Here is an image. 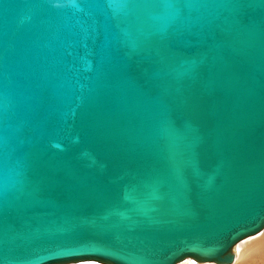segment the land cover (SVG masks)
I'll use <instances>...</instances> for the list:
<instances>
[{
  "label": "water",
  "instance_id": "water-1",
  "mask_svg": "<svg viewBox=\"0 0 264 264\" xmlns=\"http://www.w3.org/2000/svg\"><path fill=\"white\" fill-rule=\"evenodd\" d=\"M264 229V0H0V264H232Z\"/></svg>",
  "mask_w": 264,
  "mask_h": 264
},
{
  "label": "rangeland",
  "instance_id": "rangeland-1",
  "mask_svg": "<svg viewBox=\"0 0 264 264\" xmlns=\"http://www.w3.org/2000/svg\"><path fill=\"white\" fill-rule=\"evenodd\" d=\"M261 236V237H260ZM264 238V229L252 236L238 243L236 249L238 251V257L235 262L232 264H264V243L261 241ZM255 242V244H253ZM259 242V244H258ZM251 243V244H250ZM254 253V254H253ZM186 260L180 264H192ZM197 264H206V263H197ZM208 264V263H207Z\"/></svg>",
  "mask_w": 264,
  "mask_h": 264
},
{
  "label": "bare ground",
  "instance_id": "bare-ground-1",
  "mask_svg": "<svg viewBox=\"0 0 264 264\" xmlns=\"http://www.w3.org/2000/svg\"><path fill=\"white\" fill-rule=\"evenodd\" d=\"M260 232H261V231H260ZM260 232H259V233H260ZM257 234H258V233H257ZM255 235H256V234H255ZM255 235H252V236H255ZM252 236H249V237H247V238H250V237H252ZM260 237H261V236H260ZM247 238H245V239H247ZM245 239H243V240H245ZM243 240H242V241H243ZM242 241H240V242H242ZM240 242H238V243H240ZM238 243L236 244V246L238 245ZM261 243H264V238H263V240L261 241ZM250 244H251V243H250ZM253 244H255V242H254ZM258 244H259V242H258ZM255 245H256V244H255ZM237 253H238V251H237V249H235V254H236V256H235V261H236V259H237V257H238V254H237ZM253 254H254V253H253ZM238 259H239V258H238ZM238 259H237V260H238ZM186 260H189V259H186ZM186 260H184V261H186ZM184 261H181V262H184ZM235 261H234V262H235ZM181 262H179L178 264H180ZM188 262H191V261L189 260ZM199 263H200V262H199ZM202 263H206V264H207V263H208V264H214V263H212V262H202ZM192 264H193V262H192ZM195 264H197V263H195Z\"/></svg>",
  "mask_w": 264,
  "mask_h": 264
},
{
  "label": "snow or ice",
  "instance_id": "snow-or-ice-1",
  "mask_svg": "<svg viewBox=\"0 0 264 264\" xmlns=\"http://www.w3.org/2000/svg\"><path fill=\"white\" fill-rule=\"evenodd\" d=\"M77 264H98V262H89V261H77ZM195 264V262H193Z\"/></svg>",
  "mask_w": 264,
  "mask_h": 264
}]
</instances>
